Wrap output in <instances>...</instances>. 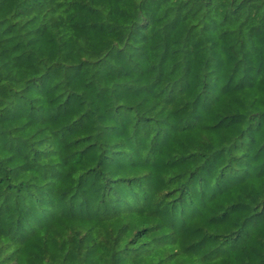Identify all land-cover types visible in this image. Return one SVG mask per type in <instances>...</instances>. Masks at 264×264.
<instances>
[{
  "label": "trees",
  "instance_id": "16d2710c",
  "mask_svg": "<svg viewBox=\"0 0 264 264\" xmlns=\"http://www.w3.org/2000/svg\"><path fill=\"white\" fill-rule=\"evenodd\" d=\"M0 264H264V0H0Z\"/></svg>",
  "mask_w": 264,
  "mask_h": 264
}]
</instances>
